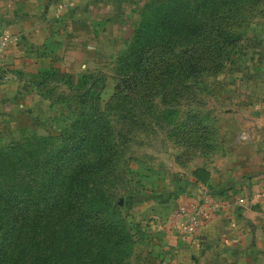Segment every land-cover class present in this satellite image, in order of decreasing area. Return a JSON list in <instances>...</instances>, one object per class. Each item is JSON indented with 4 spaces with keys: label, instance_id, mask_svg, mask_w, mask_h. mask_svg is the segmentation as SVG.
<instances>
[{
    "label": "rangeland",
    "instance_id": "374dc122",
    "mask_svg": "<svg viewBox=\"0 0 264 264\" xmlns=\"http://www.w3.org/2000/svg\"><path fill=\"white\" fill-rule=\"evenodd\" d=\"M181 1L195 5L201 18L209 16V25L217 24V29L230 32L235 37L233 45L226 44L218 35L210 39L204 32L187 39L173 34L177 45L192 47L191 51L202 62L195 75L185 77L178 68L180 54L171 50L165 53L164 49L159 55L148 47L143 59L135 63L139 45L129 48L130 38L102 65L96 64L86 71L98 75L100 81L91 82L89 90L85 84L84 97L67 81L66 85L54 83V90L46 94L49 99L45 95V100H33L32 116L24 115L15 124L8 122L7 129L0 134V180L2 175L18 170L20 174L34 176L32 183L23 182L21 188L40 189L39 178H44L49 170L44 160H51L60 145L74 143L87 132L84 124L93 119L97 124L88 133L87 145L65 157L57 193L64 192L63 198L68 194V199L73 200L75 189L88 191L92 186L107 189L118 202L125 199L123 206L112 201L106 211L120 218V223H124L135 239L148 230L142 210L146 198H154L163 205L166 196L162 190L176 182L177 176L186 174L182 170L188 171L193 164L196 166L190 173L194 180L205 178L210 172L209 162L224 152L222 137L228 128L242 127L238 136L243 140L255 132L252 142L243 147L244 151L253 149L256 153L254 158L246 159L254 166L247 176L264 174V0H225L224 3L223 0H149V5L140 11L151 15L157 9L154 6L161 3L160 12H169ZM139 18L140 14L136 22ZM171 33L161 26L160 32L152 33V37L160 46H167ZM261 71L262 76L258 74ZM62 130L66 131L65 137ZM105 140L112 145L111 153L105 149ZM7 141H13V145L7 146ZM202 142L210 145L206 148ZM13 154L22 155L25 164L14 166L10 161H14ZM3 158L6 159L2 161ZM28 158L33 159L32 165ZM104 160H107L105 166L98 167ZM91 165H96L99 171L80 172ZM79 173L83 179H76ZM88 196L80 197L81 208L87 207ZM59 202L56 195L39 210L45 213L49 208L53 227L61 224L57 210L63 204ZM43 224L44 221L35 238L42 237ZM1 237L2 229L0 241ZM54 237L58 239L59 235ZM95 241L105 245L101 238ZM105 247L110 249L109 245ZM135 263L131 252L120 264Z\"/></svg>",
    "mask_w": 264,
    "mask_h": 264
},
{
    "label": "crops",
    "instance_id": "0c3cea01",
    "mask_svg": "<svg viewBox=\"0 0 264 264\" xmlns=\"http://www.w3.org/2000/svg\"><path fill=\"white\" fill-rule=\"evenodd\" d=\"M146 1L0 0V36H7L0 54L1 136L9 123L32 116L35 98L45 100L55 84L78 79L123 47ZM258 74L262 76V71ZM241 128H228L222 137L224 152L209 162L205 178L194 180L193 164L182 170L187 175L180 173L162 190L163 205L146 198L142 210L148 230L135 237V264H264V197L257 196L264 191V174L247 176L254 166L246 159L256 153L243 147L255 132L243 140L238 136ZM208 189H225L247 200L217 209L194 236L181 234L162 220L172 206L196 201Z\"/></svg>",
    "mask_w": 264,
    "mask_h": 264
},
{
    "label": "trees",
    "instance_id": "16d2710c",
    "mask_svg": "<svg viewBox=\"0 0 264 264\" xmlns=\"http://www.w3.org/2000/svg\"><path fill=\"white\" fill-rule=\"evenodd\" d=\"M147 4L149 5V0L143 7L145 8ZM161 6V3L155 5L154 8L157 9L147 16L145 12L139 11L140 18L134 25L129 41V48L134 49L139 45L137 49L138 58L135 63L143 59L148 47L153 48L159 55L163 53L162 50L164 49H166L165 53L167 50H171L180 54L178 68L185 73V77H189L195 75L202 68V62L198 60V54L196 57L191 51L192 47L187 49L177 45V39L173 38V34L174 37L177 34L178 38L187 39L196 33L204 32L209 35L210 39L212 36L218 35L226 44L233 45L235 37L230 32L226 33L223 29H217V24L209 25L211 18L209 16L201 18L195 5L188 6L187 3L181 1L176 3L169 12L162 11V13L160 12ZM213 16L215 17V14ZM152 24L154 25L149 29L148 27ZM161 26L172 31L169 38L170 43L168 45L165 43L167 46H160V43L154 42L155 37H152V33L160 32ZM218 26L220 27V25ZM144 32L150 34L146 36ZM179 46L181 47L180 50H176ZM222 46L219 45L218 47L222 48ZM169 64L175 65L174 62ZM160 70L162 69L160 68ZM164 70H168V68ZM155 79L159 80L158 78ZM97 80L100 81L98 75L84 73L76 79L75 83L70 78L65 81L75 90L80 91L81 96L84 97V92L89 90L87 88H89L90 83H95ZM85 84H87V90L84 91L83 86ZM95 124L97 123L93 119L86 122L84 126L87 128V132L79 136L74 143L60 145L55 154L52 155L51 160H44L45 163L49 164V170L44 178H39L40 189L21 188L23 182L32 183L34 176L20 174L18 170L12 172L11 175H2V180H0V229H2L0 264H120L124 256H128L132 252L135 241L134 235L126 231L124 223H120V218L113 217L112 211H106L112 201L115 205L123 206L126 202L125 199L118 202V198H114L107 192V189L90 186L88 191H82L80 188L74 190V205H72L73 200L68 199V194L63 198L64 192L57 193L61 185L67 153L81 150L87 145L88 133ZM65 133L66 131H61V135L64 137ZM67 136L69 137L70 134L67 133ZM202 143L205 144L204 147L206 148L207 145H210L209 143ZM6 145H13V141H7ZM104 146L109 153L112 152V145L107 140H105ZM12 156L14 161L12 159L10 161L14 166L21 167L25 164L22 155L13 154ZM5 159L3 158L2 161ZM106 161L104 160L98 167H104ZM28 162L29 165L34 163L31 158H28ZM98 167L96 165L86 166L80 172L83 171L86 174L87 172H97L99 171ZM80 174L76 179H83ZM223 191L225 189L220 190V192ZM71 193L73 194L72 191ZM56 195L60 199L59 203L63 205L59 206L57 210V214H60L61 224L53 227L49 208L45 213H40L39 210L47 204L48 200H54ZM83 196H88V204L85 209L81 208L80 202V197ZM110 196L112 197L109 198ZM42 221H44L42 237L35 238L34 236L40 229ZM55 234L59 235L58 239L54 237ZM114 234H116L115 237ZM98 238H101L105 245H109L112 252L107 248L108 246L105 247L102 243H96L95 239Z\"/></svg>",
    "mask_w": 264,
    "mask_h": 264
},
{
    "label": "built area",
    "instance_id": "2783aa9c",
    "mask_svg": "<svg viewBox=\"0 0 264 264\" xmlns=\"http://www.w3.org/2000/svg\"><path fill=\"white\" fill-rule=\"evenodd\" d=\"M6 35L0 36V54L3 51L2 41ZM257 196L264 197V191L259 190ZM247 200L245 195H235L228 192H220L208 189L201 193L196 201L177 204L169 212L162 215L166 225L185 235L194 236L199 228L208 221L219 208L227 209L232 204H244Z\"/></svg>",
    "mask_w": 264,
    "mask_h": 264
},
{
    "label": "water",
    "instance_id": "95a60500",
    "mask_svg": "<svg viewBox=\"0 0 264 264\" xmlns=\"http://www.w3.org/2000/svg\"><path fill=\"white\" fill-rule=\"evenodd\" d=\"M263 139H264V131H263Z\"/></svg>",
    "mask_w": 264,
    "mask_h": 264
}]
</instances>
